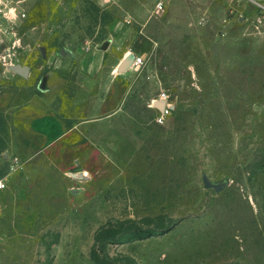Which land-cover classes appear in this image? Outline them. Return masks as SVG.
<instances>
[{
    "label": "rangeland",
    "instance_id": "374dc122",
    "mask_svg": "<svg viewBox=\"0 0 264 264\" xmlns=\"http://www.w3.org/2000/svg\"><path fill=\"white\" fill-rule=\"evenodd\" d=\"M1 1L0 264H264V10ZM108 41L106 70L128 52L144 64L120 74L105 102L120 108L92 116L98 102L52 64ZM163 91L175 109L159 124L151 102ZM79 111L99 122L54 141L33 127L47 112L74 125ZM205 176L228 185L207 188ZM109 225L117 237L98 243Z\"/></svg>",
    "mask_w": 264,
    "mask_h": 264
},
{
    "label": "crops",
    "instance_id": "0c3cea01",
    "mask_svg": "<svg viewBox=\"0 0 264 264\" xmlns=\"http://www.w3.org/2000/svg\"><path fill=\"white\" fill-rule=\"evenodd\" d=\"M109 43L110 41H108L103 48L91 46L84 50L75 51L69 49L72 54L66 53L67 50L60 51L52 64L53 73L64 77V80L66 81L72 80V82L79 89H82L84 92L90 94L88 99L90 98L91 101L98 102L91 103L92 116H99L98 114L103 109L117 107L118 110L120 108V103L105 102L108 98H110L111 94L115 93L114 91L116 89V94H119V90L124 86L123 84H120L118 78L120 74L124 72L120 70V65L127 57V53H125L123 58H120L119 61L116 62V64H114L109 70H106L105 67ZM104 71H107L106 75H104ZM103 76H106L107 78H103ZM102 92L106 95L101 96ZM83 99L85 98H81L80 101ZM80 101H77V103ZM53 102V100L48 101L46 106L51 107L54 104ZM79 113L81 112L79 111L76 114V117L80 116ZM40 117L39 119L37 118L32 121L33 127L37 132L43 134L48 141L57 140L60 137L74 131L76 128L98 121V119H85L83 117H79L80 121L78 123L70 125L65 119L58 116L56 113L47 112L43 118Z\"/></svg>",
    "mask_w": 264,
    "mask_h": 264
},
{
    "label": "built area",
    "instance_id": "2783aa9c",
    "mask_svg": "<svg viewBox=\"0 0 264 264\" xmlns=\"http://www.w3.org/2000/svg\"><path fill=\"white\" fill-rule=\"evenodd\" d=\"M244 0H240L242 2ZM249 1L251 6L260 7L264 10V0H245ZM160 7H163V3H160ZM7 5L4 1L0 0V32L4 30L5 20L10 18V11L6 10ZM12 13V12H11ZM14 13V12H13ZM144 64L143 57H137L134 55L133 66L140 67ZM163 103V107H160V104ZM151 106L156 110V121L159 124H164L167 118L172 115L175 105L173 104L170 95L163 91L159 96L152 100ZM14 166V164H13ZM6 188V183L3 179L0 180V190Z\"/></svg>",
    "mask_w": 264,
    "mask_h": 264
},
{
    "label": "water",
    "instance_id": "95a60500",
    "mask_svg": "<svg viewBox=\"0 0 264 264\" xmlns=\"http://www.w3.org/2000/svg\"><path fill=\"white\" fill-rule=\"evenodd\" d=\"M66 53L72 54L71 51L67 50ZM133 61H134V54H130L128 55L124 61L121 63L120 65V70L121 71H125L130 69L133 66ZM16 70L19 71L22 74H27L28 72V68L26 66H21L18 65L16 67ZM163 103L160 104V107H163ZM204 181H205V186L207 188H215L216 191L220 192L222 190H224L226 188V186L228 185L227 181H223V182H213L210 178H208L207 176L204 177Z\"/></svg>",
    "mask_w": 264,
    "mask_h": 264
},
{
    "label": "trees",
    "instance_id": "16d2710c",
    "mask_svg": "<svg viewBox=\"0 0 264 264\" xmlns=\"http://www.w3.org/2000/svg\"><path fill=\"white\" fill-rule=\"evenodd\" d=\"M117 232L118 231L111 225L101 227L96 234V240L98 243H101L106 242V240L115 239L117 237ZM94 253L96 260L99 262L100 259L98 258L96 251H94Z\"/></svg>",
    "mask_w": 264,
    "mask_h": 264
},
{
    "label": "bare ground",
    "instance_id": "6f19581e",
    "mask_svg": "<svg viewBox=\"0 0 264 264\" xmlns=\"http://www.w3.org/2000/svg\"><path fill=\"white\" fill-rule=\"evenodd\" d=\"M130 54H131V52H128L127 56L130 55ZM72 176L73 177H84V176H86V174L82 173V172H77V173H72Z\"/></svg>",
    "mask_w": 264,
    "mask_h": 264
}]
</instances>
